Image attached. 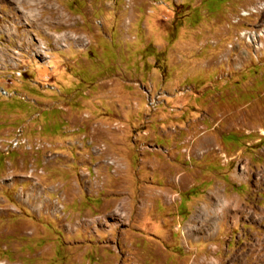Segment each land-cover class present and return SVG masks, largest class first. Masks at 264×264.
<instances>
[{
    "label": "rangeland",
    "instance_id": "obj_1",
    "mask_svg": "<svg viewBox=\"0 0 264 264\" xmlns=\"http://www.w3.org/2000/svg\"><path fill=\"white\" fill-rule=\"evenodd\" d=\"M0 264H264V0H0Z\"/></svg>",
    "mask_w": 264,
    "mask_h": 264
},
{
    "label": "bare ground",
    "instance_id": "obj_2",
    "mask_svg": "<svg viewBox=\"0 0 264 264\" xmlns=\"http://www.w3.org/2000/svg\"><path fill=\"white\" fill-rule=\"evenodd\" d=\"M255 11V10H254ZM247 13V12H246ZM244 15V14H243ZM245 16V15H244ZM248 16V15H247ZM251 39L252 38H255V37H253V35H251V37H250ZM257 38V37H256ZM120 209V208H119ZM117 213H119V210L118 211H115L114 213H109L110 215H113V216H118V214ZM121 214V213H120ZM109 215V216H110ZM197 220V219H196ZM191 228V227H190ZM191 229H193V228H191ZM188 230H189V228H188ZM198 230V229H197ZM199 230H200V228H199ZM198 232H200V231H198ZM193 235V234H192ZM218 261V260H217ZM218 263V262H217Z\"/></svg>",
    "mask_w": 264,
    "mask_h": 264
},
{
    "label": "built area",
    "instance_id": "obj_3",
    "mask_svg": "<svg viewBox=\"0 0 264 264\" xmlns=\"http://www.w3.org/2000/svg\"><path fill=\"white\" fill-rule=\"evenodd\" d=\"M15 145L19 144V140L17 139L16 142L14 143Z\"/></svg>",
    "mask_w": 264,
    "mask_h": 264
}]
</instances>
